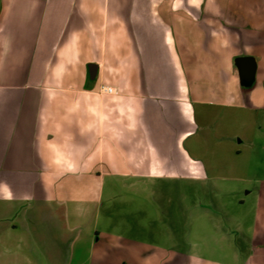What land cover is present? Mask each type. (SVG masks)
<instances>
[{
    "label": "crops",
    "instance_id": "1",
    "mask_svg": "<svg viewBox=\"0 0 264 264\" xmlns=\"http://www.w3.org/2000/svg\"><path fill=\"white\" fill-rule=\"evenodd\" d=\"M263 109L264 0H1L0 264H88L105 194L151 227L153 185L209 178L207 116Z\"/></svg>",
    "mask_w": 264,
    "mask_h": 264
},
{
    "label": "rangeland",
    "instance_id": "2",
    "mask_svg": "<svg viewBox=\"0 0 264 264\" xmlns=\"http://www.w3.org/2000/svg\"><path fill=\"white\" fill-rule=\"evenodd\" d=\"M207 120L210 127L200 140L202 155L212 168L209 178L162 181V196L153 185V193L145 199L152 220L148 228L138 226L143 218L130 212L137 197L126 191L115 198L105 194L99 211L103 218L95 229L101 247L89 251L88 264H169L160 260L169 250L183 255L180 264H245L248 257L264 255V109L233 111L224 117L216 112ZM217 129L235 138L217 139ZM241 164L246 174L241 173ZM181 205L182 214L174 218L177 228L164 226L165 221L172 222V215L163 208L171 211ZM161 216H166L164 223L159 221ZM131 255H136L134 261Z\"/></svg>",
    "mask_w": 264,
    "mask_h": 264
},
{
    "label": "water",
    "instance_id": "3",
    "mask_svg": "<svg viewBox=\"0 0 264 264\" xmlns=\"http://www.w3.org/2000/svg\"><path fill=\"white\" fill-rule=\"evenodd\" d=\"M238 66L243 82L249 83L254 79L255 62L251 57H242L238 59Z\"/></svg>",
    "mask_w": 264,
    "mask_h": 264
},
{
    "label": "built area",
    "instance_id": "4",
    "mask_svg": "<svg viewBox=\"0 0 264 264\" xmlns=\"http://www.w3.org/2000/svg\"><path fill=\"white\" fill-rule=\"evenodd\" d=\"M104 90H105V92H108V93H113L114 92V90L112 88H105Z\"/></svg>",
    "mask_w": 264,
    "mask_h": 264
}]
</instances>
